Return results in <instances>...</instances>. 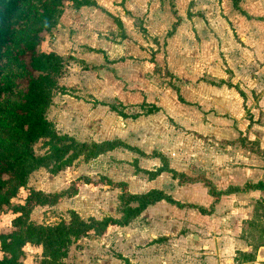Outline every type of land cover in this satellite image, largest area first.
<instances>
[{
	"label": "crops",
	"instance_id": "crops-1",
	"mask_svg": "<svg viewBox=\"0 0 264 264\" xmlns=\"http://www.w3.org/2000/svg\"><path fill=\"white\" fill-rule=\"evenodd\" d=\"M93 2L64 8L50 29L49 48L72 57L58 80L66 91L55 93L52 102L58 94L77 101L69 87L81 86L79 78L96 105L114 99L120 105L153 104L158 111L135 118L116 114L114 127L90 123L86 131L96 136L81 140L118 138L143 153L160 152L169 168L203 175L216 190L262 180V161L235 159L244 150L232 146L227 154L220 141L246 136L264 149V0H236V7L232 0ZM170 4L178 16L172 31ZM137 17L143 22L136 24ZM163 70L173 81H165ZM71 118L52 122L60 133L75 135L78 128L65 123ZM131 156L138 168L133 181L141 186L132 193L159 189L180 203L212 204L202 182L179 183L166 171L148 176L160 166L158 158ZM109 171L104 174L111 180L130 185ZM110 196L114 201L105 206L118 215L116 195ZM77 197L60 202H72L75 210ZM111 227L119 233L118 252L130 264H264V190L218 195L208 214L159 200L126 226Z\"/></svg>",
	"mask_w": 264,
	"mask_h": 264
},
{
	"label": "trees",
	"instance_id": "trees-1",
	"mask_svg": "<svg viewBox=\"0 0 264 264\" xmlns=\"http://www.w3.org/2000/svg\"><path fill=\"white\" fill-rule=\"evenodd\" d=\"M236 7V0H232ZM94 5L93 0H0V122L4 126L0 137V221L3 217L5 228L0 229V264H66L69 245L88 235L104 237L111 226L129 224L148 205L164 200L176 207H192L201 214L212 211L218 195L247 189L264 190V175L255 183H244L241 188L227 187L216 190L205 177H189L168 167L167 158L160 152L143 153L113 138L100 141L78 140L72 135L60 133L54 123L46 117V110L55 93H65L66 88L58 84L69 55L62 57L48 46L50 29L66 7L78 8ZM170 9L178 22L173 5ZM120 28V22L114 18ZM167 32V34L170 33ZM158 71V69H156ZM177 99L183 102L176 92ZM140 112L127 115L123 110H110L121 117L135 118L139 114L158 111L153 104ZM43 140L44 152L36 154L33 145ZM248 145L254 141L244 140ZM122 148L140 156L156 157L160 166L148 172L154 176L161 171L169 172L179 183L200 181L213 197L212 204L203 208L191 203H180L159 189L129 193L124 182L111 181L102 177L103 184L119 188L117 196V217L103 215L100 218H81L73 210L67 220L60 219L52 224L32 221L30 212L36 206H53L62 199L74 196L81 184L96 185L91 179L78 176L68 185L54 192H44L27 184L31 172L43 168L56 175L72 163L87 162L97 156ZM254 152L253 150H250ZM124 264H130L127 261Z\"/></svg>",
	"mask_w": 264,
	"mask_h": 264
},
{
	"label": "rangeland",
	"instance_id": "rangeland-1",
	"mask_svg": "<svg viewBox=\"0 0 264 264\" xmlns=\"http://www.w3.org/2000/svg\"><path fill=\"white\" fill-rule=\"evenodd\" d=\"M142 19L137 17L136 24L142 23ZM68 69L65 68L63 75H67ZM167 72L162 71V76H165V81H173L171 76H166ZM81 83V86L74 82V84L69 87V95L74 96L73 98L77 101H73L65 96L58 94L54 97L53 102L46 110V117L51 121H55L57 117H72L71 119H66L65 123L77 129L76 134L72 135L78 140L90 138L96 136L95 134H89L86 130L90 123H101L107 121L109 127H114L118 121L116 112L110 110L109 105H113L116 110H123L127 115H133L141 109L145 110L146 106L140 107V105H120L113 104L114 99H110L108 105L100 106L92 102L91 96L86 93L83 88L82 80L77 79ZM81 98L82 101L78 100ZM55 123V122H54ZM4 130L3 124L0 122V137L2 136ZM99 137L104 136V134H99ZM98 138V137H97ZM205 138V137H202ZM207 138V137H206ZM246 136L237 135L235 138L230 140H222V146L228 147L224 152L231 154L230 148L232 146L242 148L244 150L239 152L235 159L242 160L244 155L253 156L252 158L256 161H262L264 164V149L259 148L258 142L254 141L255 144L248 145L246 141ZM247 140V139H246ZM43 140H39L33 145V150L36 154H42L44 152ZM89 141V140H86ZM218 142V141H216ZM211 143V141H208ZM253 150L254 152H251ZM249 151L248 154L246 152ZM130 152V153H129ZM131 154H138L131 150H126L122 148L113 149L111 151L105 152L96 158L89 160L87 162H81L80 160L72 163V165L56 175H51L47 173L43 168L36 173H30L27 179V184L31 185L35 189H40L44 192H54L65 188L68 183L78 176H84L97 182L96 185H85L81 184L75 195H78L76 200L75 210L71 207L72 202H58L53 206H36L32 209L29 217L32 221L41 224H52L60 219L67 220L69 211L73 210L81 218L86 219L89 216L95 218H100L103 215H111L113 217L119 216L114 214L105 203L108 201H114L113 196H117L120 193L119 188H110L109 185L103 184L104 181L102 177H107L104 171L110 169V173L117 175L122 174L125 178L130 181V185L126 184V190L132 193L133 190H139L141 186L133 181V175L138 171L136 166V158L131 156ZM190 177V176H189ZM191 177H204L203 175L197 174ZM111 180V179H110ZM113 181V180H111ZM116 182V181H115ZM123 182V181H118ZM130 186V187H129ZM116 191V192H113ZM63 200V199H62ZM61 200V201H62ZM118 200L116 202V206ZM116 209V207H115ZM117 212V211H116ZM116 215V216H114ZM6 222L4 218H1L0 229L5 228ZM108 232H106L105 236ZM109 237L107 241H104L102 237L97 238L93 235H88L86 237H81L73 241L68 248L67 256L64 258L66 264H124L126 261L120 253L121 243L119 239V233L117 228H109ZM125 240V238L123 239ZM131 255H135L131 252Z\"/></svg>",
	"mask_w": 264,
	"mask_h": 264
}]
</instances>
